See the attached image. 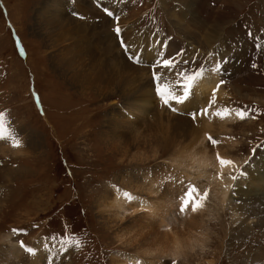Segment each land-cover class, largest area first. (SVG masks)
Returning <instances> with one entry per match:
<instances>
[{"label": "rangeland", "instance_id": "obj_1", "mask_svg": "<svg viewBox=\"0 0 264 264\" xmlns=\"http://www.w3.org/2000/svg\"><path fill=\"white\" fill-rule=\"evenodd\" d=\"M94 1L105 7L101 0ZM94 1L0 0V113L5 114L4 127L7 129L0 131L7 133L6 137L18 132L24 143L21 149L25 152L22 155L9 152L8 155L0 150V264H34L33 254L25 256L18 248L17 239L13 238L15 235L9 232L12 228H24L27 234L23 237L35 245V251L41 249L43 242L53 247L50 253H45V259L48 261V255H52L49 261L54 264H120L121 261L115 260L117 254L123 259L135 257L143 262L139 254L123 247L117 240L120 226L109 225L106 222L108 215L98 212V205L112 195L114 187L129 190L136 184L145 189L154 184L156 198L163 201L166 197L163 202L168 205L170 201L174 205L170 206L171 213L177 221L194 216L196 224H200L196 228L198 232H194V247L177 260L179 264H264V183L259 187L264 178V172L260 170L264 169L257 166L258 163L264 164V147H259L264 145V0H107L109 6L118 4L115 15H123L126 25L133 27L131 32L140 33L142 41L130 44L137 50V58L142 63L130 61L129 54L119 47L125 58L123 61L130 64L131 73L128 74H132L141 86L145 79L153 83L152 88L146 84L143 89L151 95L153 100L150 103L142 94L131 97L116 90L121 81L112 82L113 88L96 84L95 63L110 68V57L116 55L110 53L107 59L105 51L97 50L101 47L97 38L102 35L98 32L111 34L114 31L111 30L112 21L111 24L99 23L107 15L105 8H96ZM45 8L51 11V17L63 11V18L72 20L73 26L78 21L79 26H84L80 31L84 34L87 31L86 37H93L89 42L93 43L89 44L92 54L88 57L80 55L81 59L76 61L74 68L67 62L73 58L70 42L65 44L62 36H56L57 32H51L36 21ZM123 25L118 24V27ZM10 28H15L21 37L23 57L15 50ZM157 35L166 40L165 54L169 56L168 51L173 50L171 56L189 60V68L198 69L202 64L208 67L212 61L223 59L226 72L223 77L215 75L218 81L225 80L221 87L228 98L224 99L227 101H224L225 106L235 110L246 107V117L249 113L255 116L229 126L230 132L225 136L234 139L233 148L229 147V141L221 143L230 157L239 161L235 172L238 179L233 181L223 208L215 197L214 180L203 176L198 168H191L189 161H198V156L191 155L198 147L191 146V138H167L164 142L158 138L155 126L166 119H171L172 125L195 130L186 113L195 112L199 107L194 93L190 102L183 105V116L179 118L156 94L152 71L159 69L155 68L156 55L152 49L160 50L151 45ZM73 36L78 39L76 34ZM162 38L160 41L164 42ZM158 39L155 42H159ZM79 48L76 45L80 52ZM81 64L92 70V75H83ZM254 64L257 67L254 68ZM162 105L166 111L161 110ZM39 107L43 108V115L38 112ZM111 122L120 123L130 137L125 139V136L117 135L116 138L108 127ZM151 127L154 130H149ZM173 131L166 130L165 135L169 136ZM136 132L143 135L133 144L130 141ZM210 136L221 137L219 131ZM9 138L0 140V146H10L12 139ZM32 138L39 144L35 150L32 145H27ZM119 143L123 148L116 146ZM140 146L142 148L137 151ZM207 146L213 149L209 142ZM253 149H258L255 156L251 154ZM140 152L142 156L137 155ZM175 158L181 165L185 163L187 169L172 165ZM137 159L141 161L136 162ZM241 170L246 172L243 177H240ZM252 173L255 174L254 184L250 187L245 178ZM146 174L149 182L145 181ZM183 182L195 184L201 191L210 189L205 207L193 216L191 211L186 215L178 211ZM135 192L139 193L137 189ZM139 200L137 204L156 201L144 194ZM237 200L241 202L237 203ZM145 217L142 214L135 226L152 225L149 221L143 223ZM133 218L127 216L121 226L129 225ZM179 224L178 230L182 225ZM79 234L85 240L82 249L86 256L74 252L78 247L70 249L71 243L63 245L66 248L62 251L71 250L63 255L58 247L61 243L53 244L43 237H71L73 241ZM92 253H97L96 260ZM88 260L91 263H86ZM51 262L43 259L42 264ZM170 262L171 259L165 257L147 260V264Z\"/></svg>", "mask_w": 264, "mask_h": 264}, {"label": "bare ground", "instance_id": "obj_2", "mask_svg": "<svg viewBox=\"0 0 264 264\" xmlns=\"http://www.w3.org/2000/svg\"><path fill=\"white\" fill-rule=\"evenodd\" d=\"M101 1L103 2V4L105 6H109V3L107 0H101ZM49 11H50L49 9L45 8L43 13L38 15V17L36 18L37 19L36 21L39 25H42L43 27H45L49 30H52L51 32H53V33L57 32L58 34L56 36H58V37L62 36L63 40L65 41V44L70 42L69 45H71V46L69 47V50H70L71 54L73 55V58L67 62L69 63V65L72 68H74L76 61L79 62L81 59L80 55L84 54V56L88 57L90 54H92L89 51V44H91L89 42L92 40L93 37L92 36L86 37V35H87L86 33H88V32L85 31V34H84V31H80L81 29H84V26L83 25L79 26L78 21H77L76 26L75 25L73 26L72 20L68 21L67 20L68 17L63 18V16H62L63 11L57 12V14H59V15H56L55 17L54 16L51 17L49 15ZM110 11L114 12V9L113 10L111 9ZM50 13H51V11H50ZM121 16L114 15L113 19L115 20L116 18H119L121 23L126 24L124 19H123L124 18L123 15H121ZM107 19L108 18H106L105 21H107ZM108 21L110 22V20H108ZM68 23L70 24L69 28H68V25H69ZM116 25L118 26V24H113V27L114 26L117 27ZM129 26H131V25H129ZM129 26L124 25V26L120 27L124 31L123 38L126 39L129 44L142 41L140 39V36H139L140 33H136L134 31L136 34H133L131 32V31H133V27L131 28ZM60 30L63 31V34ZM80 32H83V34L80 35L79 34ZM101 33H102V35L99 38H97L98 42L100 43L99 46H101V47H99V49H97V48L96 49L99 52L105 51L107 59H108V56L110 55V53H112L111 55H113V52H114L116 56L114 58L110 57L111 55L109 56L111 58L110 59L111 63H110V65L108 63V65L112 66L110 68L106 67L103 63H101L103 61H100V58L99 59L96 58L97 61L101 63V64L95 63V67L97 68V73H98L97 76L95 75V72L93 70V75H94V78L96 79V84H101L103 87L113 88L112 84H111L112 82L121 81L119 88H117L116 90H120L124 94H129L131 97L132 96L138 97V96H141V94H142V96H146V98L148 99V103L152 102L153 99L150 98L151 95L149 93H147L146 91H144L143 89L145 88L144 85L148 84L147 87H150V86H153V83L149 79H145L144 84H142V86L139 85V82L135 81L136 80L135 77H133L132 74H128V73H131L130 72L131 68L129 66L130 64L127 65L126 62L123 61V60H125V58L123 57V55L121 53V50H120L119 44L117 42L116 36L114 35V32L111 34H108V32H103V31L98 32V34H101ZM209 33H210V31H209ZM74 34H76V37H78V39H74V36H73ZM207 36H208V34H207ZM211 36H213V35H211ZM158 38L159 37L155 38V41ZM158 40H159V42L153 41L151 46L157 48V46L160 43V38ZM85 41L87 42V44ZM163 43H165V42H163ZM76 45H78L80 47L79 49H81L80 52L82 54H79L80 52H79V50H77L78 48L76 49ZM152 50H153V54L157 53V49L154 48ZM168 52H169V56H171L173 50H169ZM129 55H130V53H129ZM54 57H53V59H54ZM87 57H86V59H91V58H87ZM101 57H103V56H101ZM93 62H94V60H93ZM104 62H107V61H104ZM81 63H83V61H81ZM83 64H81L82 66L80 67L83 75H86V74L92 75V70L89 71L88 69L83 67ZM77 65H79V64H77ZM104 68H106V69H104ZM137 73H138V70H137L136 74ZM216 75L206 74L207 78L205 80L200 81L198 86L196 88H194L193 91L195 94H197V100H198L197 106L199 108L206 103L207 98L212 94V89L219 82ZM138 78H139V76H138ZM134 82H136L135 83L136 86L134 88H132ZM150 88H152V87H150ZM150 91H152V90H150ZM204 97H206L205 100H203ZM226 97H227L226 93H224L223 89L220 88L216 93V106L218 109L221 110V117H224V118L222 119L221 117H217L215 115V113H213V115L209 118H199L198 121L195 124H193V129H195V130H189V128L187 129L185 126H182V125H176V126L174 124L172 125L171 119H166V121L165 120L160 121L159 124H157L156 126L154 125L156 128V131L158 133V138L162 141L163 140L167 141V138L170 140V139H174V138H181L183 136H189V138H191V146L192 145L198 146V147H196L198 150L195 148V150L198 152L194 151L193 154H191L192 156H198V161H195V162L189 161V163L192 164L191 168H193V167L198 168L199 173H202L203 176H206L207 178L214 180L213 182H215V186H216L214 193L216 195L215 197L217 198V200L221 204V208H223L225 206V202L228 201L227 198H228V195L231 191L232 183H233V180L229 179V177L233 174V171L230 168L221 169L220 166L218 165L217 161H216V155L215 154H216V152H219L220 155H222L226 158L232 159L229 155V152L224 150L225 148H224L223 144H221V143H223V142L225 143V142L229 141V147L233 148L235 146V142H233L234 139L230 140L225 135H228V133L230 132V130H229L230 125H233L237 121H240V119H238L237 116L235 115V109H232V115L231 116H229L227 112L223 111L225 105L227 104V103H224V101L228 100V98H226ZM224 99H226V100H224ZM228 105H229V103H228ZM174 106L181 108V109H185V107L183 105H174ZM149 109H150V107H149ZM161 110L166 111L164 106L161 107ZM168 114H169V112H168ZM161 115H162V113H161ZM174 117H171V118H174ZM177 117L180 118V116H177ZM177 122L180 123L179 121H177ZM185 123H187V122H185ZM119 124L120 123H117V122H111L108 126L109 130H111L114 133V134L113 133L112 134L115 135L116 138H117V135H120V136H125L124 138L128 139V136L130 134L127 135L128 133L125 132L124 129L121 126H119ZM141 126H142V124H141ZM147 126H146V128H147ZM169 129L174 130L173 131L174 134L172 132V134H169V136H167V135H165V134H167L166 130L168 131ZM149 130H154V129L151 127ZM218 131H219V136L221 135V137H220V140H221L220 144L221 145H219V148L215 147V148L211 149V148H209V146H207L208 134L213 135L214 133H216ZM5 134H7V133H5ZM140 135H143V133L138 132L137 135L132 139L133 141H130V140H128V141L135 144L137 141V138ZM166 143H168V142H166ZM27 145L28 146L32 145L34 150L39 146L38 141L35 138H32L31 142L28 141ZM146 145H149V143L146 142ZM12 146H13V143L10 146L7 145L6 147L3 146V144H2V146H0V150H2V152L6 153V154H8L9 152H13L17 155H22L25 153L22 151V149L20 147L16 148V147H14V146L12 147ZM116 146L120 149L123 148L122 143L116 144ZM139 148L141 149L142 147L141 146L137 147L136 148L137 151L139 150ZM112 150L114 151V153H116V154L118 153L116 150H114V149H112ZM137 155L142 156V153L140 152V154H137ZM177 158L172 160L171 164L176 166L177 169H181V166L183 167V169H184V167L186 168V166H184L185 163L183 165H181L180 163H178V160H176ZM187 158H189V157H187ZM143 159H145V158H143ZM178 159H180V157ZM146 160L148 161L150 159H146ZM187 160L188 159H186V161ZM135 161L140 162L141 159H137ZM186 161H184V162H186ZM238 162H236V164H238ZM263 162H264V158H263ZM257 166L260 168L262 167L264 169V164L258 163ZM253 167L254 166H252L251 169ZM237 170L238 169L236 168L235 172H237ZM260 171L264 172V170H260ZM219 172L224 173V179L223 180L218 179L216 177V173H219ZM189 176L191 177V175H189ZM254 176H255L254 173H252L249 177L246 176L245 181L247 182V186L251 187L254 184V180H253ZM148 179H149L148 174H146L145 175V181L147 182ZM155 181H156V179H155ZM262 183H264V178L262 179V182L260 180L259 187L261 185L263 186ZM144 185H145V183H144ZM154 187H155L154 184H152V186H150L146 189H145V187H141L140 185H137V184H136V186H133L129 190L118 189V188L114 187L112 195L105 197L100 202V204L98 205V212L99 213L104 212L108 215L109 219L106 222L109 225H112V224L117 225L118 224L120 226L119 230L116 233V238L121 243V245L125 248H131L134 253L139 254L138 257H141L144 259V261L141 262L140 264H147L148 259H155L157 257L170 258L171 260L172 259L178 260L179 258L183 257L185 254H187L189 249L191 250V248L194 247V244H195V241L193 240L194 232H198L199 229H196V228H197V226L200 225V224H196V220L193 216L195 213H192V212H191V216H193L194 219L192 217H189L188 220L183 219L182 222H179V220L177 221L176 218H174V216L171 213L172 209L170 206L173 204H171V202L168 201V205H166L165 202H163L166 197L164 198L163 201L158 200L157 199L158 197L156 198L157 193L153 192ZM135 189H137L139 191V193L135 192ZM125 192H127L129 194L131 199H129V196L124 195ZM173 193H174V190H173L172 194ZM137 194H140V195H137ZM143 194L147 195L150 198H154L156 201L153 202L152 204H150V203L137 204L138 202H140L139 199ZM142 214L146 215V217L142 220L143 223L149 221L152 225H150V226H142V225L141 226H135V224L139 220V217ZM127 216H132L135 219L133 218V220L129 223V225L122 227L121 225L125 222ZM179 223H181L182 225H181V228L178 230V228L180 227ZM5 240H7V238H5ZM196 244H197V242H196ZM42 245H44V246H42ZM52 249H53V247H49L47 244H44V242L41 243V249H39L38 251L36 250V255H33L35 258V260L33 259L34 264H42L43 259L46 262H51L49 260H50V258H52L51 257L52 255H48V256H50V258H48V261H47L45 259V257L47 256L45 253H50L52 251ZM55 250L58 251V248H55ZM57 251H56V253H58ZM58 254H60V253H58ZM115 260L121 261L120 264H135V262L137 261L135 259V257L134 258L129 257V258L123 259L120 254L116 255Z\"/></svg>", "mask_w": 264, "mask_h": 264}, {"label": "snow or ice", "instance_id": "obj_3", "mask_svg": "<svg viewBox=\"0 0 264 264\" xmlns=\"http://www.w3.org/2000/svg\"><path fill=\"white\" fill-rule=\"evenodd\" d=\"M104 11L105 14L110 18L115 15L114 12L108 10L107 8H105ZM80 18L83 19V17ZM118 19L119 18H117V20ZM113 31L122 51H124L126 55L129 53L131 54L128 56V59L130 61L135 60L137 64L142 63V60L137 58V50H134L133 46L129 44L126 39L123 38V30L117 26L114 27ZM16 45L19 49L20 54L24 55V49L19 40L16 41ZM158 47L160 51L155 53V68L159 69V71H152V80L154 82L155 92L158 95L159 99L162 101L163 105L173 113L179 114L181 112V108L175 107L174 105H186L188 102H190L194 94V88L198 86L200 81L205 80L207 78L206 74H218L223 77L224 73L226 72V68L224 67L225 62L223 59H221L220 61H212L208 67H205V65L202 64L198 69H193L188 67V65L190 64L189 60H178L176 56H167L165 54L166 45L163 43V41H160ZM178 55L182 56V54ZM253 67L255 68L257 67V65L254 64ZM224 83L225 80L220 79L219 83H217L212 89V94L207 98L206 103L201 106L197 111L186 113V115L189 116L193 124H195L199 118L211 117L213 113H215L217 117H221V110L218 109L216 106V93L224 85ZM223 111L227 112L229 116L232 115V109H230L228 106H225ZM247 111L248 110L246 107L236 109L235 115L240 120H244L246 118L254 119L255 116L252 113H249V115L246 117L245 113ZM221 118L223 119L224 117ZM4 119L5 114L0 113V129H3ZM9 137L12 139L14 147L19 148L22 146V142L19 136L9 133ZM9 137H6L3 134V131H0V140L7 139ZM207 139L209 145L213 148H215L221 143L220 139H215L210 135L207 137ZM259 147H264V145H260ZM257 151L258 149H253L251 153L252 156H255ZM215 155L216 161L221 169L230 168L233 171V175H231L229 179L233 181L237 180L238 177L235 175V170L238 165L236 164V161L220 155L219 152H216ZM245 175L246 172L241 170L240 177H243ZM216 177L218 179L223 180L224 173H216ZM170 178L171 177L169 175V179ZM181 187L183 188V194L178 197L180 200V207L178 209L179 213L181 215H186L189 211H191L192 213H197L201 211L209 200L210 189L205 188L203 191H201V189L198 188L195 184L188 182L181 183ZM232 190L233 193H235V185H233ZM124 195L129 196L127 192H125ZM129 199H131L130 196ZM240 202L241 201L237 200V203ZM12 231L16 234H21L24 232L23 229H13ZM48 239L51 241H55L57 240V237L51 236ZM59 242L64 245L71 243L72 240L71 237H68L60 239ZM76 243L78 244L79 242L77 241ZM20 246L21 248L26 249L27 252L36 255L35 249L27 247L24 241H20ZM135 264H140V261L137 260ZM170 264H179V262L175 259H172Z\"/></svg>", "mask_w": 264, "mask_h": 264}, {"label": "crops", "instance_id": "obj_4", "mask_svg": "<svg viewBox=\"0 0 264 264\" xmlns=\"http://www.w3.org/2000/svg\"><path fill=\"white\" fill-rule=\"evenodd\" d=\"M93 1H94V0H93ZM94 2H96V1H94ZM97 3H99V2H97ZM98 5H99V4H98ZM117 5H118V4L115 3V4H111L110 6H105V7H102V8H108V9H112V10L114 9V14H115V8L118 7ZM99 6H100V5H99ZM106 18H107V17H106ZM106 18H105V19H106ZM112 19H113V18H112ZM112 19L108 18L107 21L102 20L101 22H99V21H98V22H99V23H106V22H109L108 20H110L109 24H111V21H112V22H113L112 25H113V24H117V23L120 24V25H123V23H121L120 19H118V20H114V19L112 20ZM116 19H117V18H116ZM114 21H115V23H114ZM124 25H126V24H124ZM124 25H123V26H124ZM3 130H7V129H6L5 127H3ZM13 133H15L16 135L18 134V132H13ZM17 136H18V135H17ZM12 143H13V141H10V145H11ZM23 144H24V143L22 142V146H21L20 148L23 147ZM12 147H13V146H12ZM22 149H23V148H22ZM12 150H13V149H12ZM9 177H10V174L6 176L7 179H9Z\"/></svg>", "mask_w": 264, "mask_h": 264}]
</instances>
